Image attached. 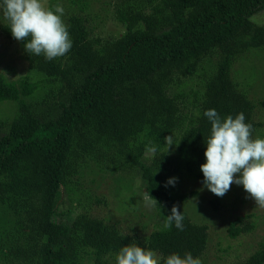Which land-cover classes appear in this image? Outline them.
Wrapping results in <instances>:
<instances>
[{"label": "trees", "instance_id": "obj_1", "mask_svg": "<svg viewBox=\"0 0 264 264\" xmlns=\"http://www.w3.org/2000/svg\"><path fill=\"white\" fill-rule=\"evenodd\" d=\"M87 1L66 0L67 8L84 11ZM111 5L125 28L119 37L94 38L87 19L72 14V48L65 56L48 61L18 41L31 72L11 80L0 71V102L16 107L12 118L0 119V204L16 218L5 241L0 234V264H115V253L132 242L161 256L191 252L209 264L207 224L184 211L183 231L174 224L165 229L164 222L173 205L179 210L200 194L182 192L178 172L203 180L204 139L211 130L206 110L215 109L222 119L243 113L256 137L257 104L240 89L233 68L248 51L264 48V26L253 19L264 12V0ZM0 31L17 41L7 21L0 22ZM198 76L199 89L170 94L171 86L180 91L185 80ZM37 92L42 112L29 99ZM167 136L177 140L176 157ZM94 162L101 171L138 168L146 192L158 201L159 220L150 236L125 233L94 216L92 195L74 192L73 178ZM172 177L178 178L175 186L165 187ZM221 199L212 202L216 211ZM256 218L252 213L230 219L229 236L254 233ZM219 249L229 256V248ZM235 264H264V235L258 249Z\"/></svg>", "mask_w": 264, "mask_h": 264}, {"label": "rangeland", "instance_id": "obj_2", "mask_svg": "<svg viewBox=\"0 0 264 264\" xmlns=\"http://www.w3.org/2000/svg\"><path fill=\"white\" fill-rule=\"evenodd\" d=\"M112 1L115 2V0H88V6L84 11L77 7L71 11V8H67L66 0H41L46 9L54 10V6H62L64 8L62 19L66 25L72 14L83 15L88 21L94 38L119 37L125 31V28L115 19ZM253 19L256 23L264 26V12L256 15ZM0 22L5 23L2 17H0ZM0 71L11 80H17L31 72L30 64L23 55L20 43L11 41L1 31ZM200 73L203 75L202 71ZM34 77H38V75ZM233 78L239 83L240 89L247 92L257 104L255 120L259 123L260 128L255 138L264 139V48L252 49L239 58L233 68ZM200 82V76L185 80L184 87L180 86V91H177V87L171 86L170 94H179L190 91L192 88L199 89ZM29 99L37 105V111H43L41 108L43 97L39 92ZM57 108L53 109L54 118L59 115ZM15 111V103L0 102V119L12 118ZM176 142L177 140L174 138L171 146L174 157L177 156ZM147 157L152 159V153L147 154ZM99 167L101 166L94 162L85 169L83 168L81 174L73 178L74 192L76 189L81 195L87 193L92 195L95 202L89 205L92 206L94 216L104 218L110 224L118 225L125 233L136 231L143 236H150L156 230L155 225L159 220L158 208L157 205L155 207L146 205V186L138 168H128L119 172L114 168L101 171ZM178 177L182 178V192L200 193L189 202L181 203L179 210L186 212L193 221L207 224L210 227L206 262L209 264H235L240 260H247L263 240L264 208L256 206L255 201L248 197L242 185L232 184L230 190L221 199L220 209L216 211L212 202L217 196L203 188L202 182L190 180L187 177L183 178L181 171L178 172ZM64 198L66 200L67 196L65 195ZM99 201L100 204H98ZM252 213L259 217L256 218L258 230L254 233L243 234L238 238H231L228 232L230 219L235 221L239 216L244 217ZM15 223L14 215L8 208L0 204V234L3 241H5L6 235L11 234ZM219 248H229V256L226 257L228 254L221 253Z\"/></svg>", "mask_w": 264, "mask_h": 264}, {"label": "clouds", "instance_id": "obj_3", "mask_svg": "<svg viewBox=\"0 0 264 264\" xmlns=\"http://www.w3.org/2000/svg\"><path fill=\"white\" fill-rule=\"evenodd\" d=\"M63 15L62 6L46 9L41 0H0V17L7 21L12 37L23 42L27 53L42 55L48 61L65 56L72 48ZM204 116L210 121L211 130L204 139L205 162L200 165L203 188L223 197L232 184L242 185L256 206L264 208V139L252 137L253 126L245 122L243 113L222 119L215 109H208ZM164 140L169 147L173 145L171 136ZM177 180L176 177L169 178L165 187L175 186ZM145 203L155 207L158 201L146 192ZM183 220L182 212L173 205L164 228L171 229L174 224L183 231ZM115 264H202V261L191 252L183 256L175 252L161 256L132 242L115 253Z\"/></svg>", "mask_w": 264, "mask_h": 264}]
</instances>
